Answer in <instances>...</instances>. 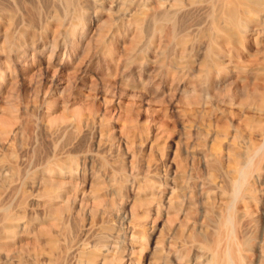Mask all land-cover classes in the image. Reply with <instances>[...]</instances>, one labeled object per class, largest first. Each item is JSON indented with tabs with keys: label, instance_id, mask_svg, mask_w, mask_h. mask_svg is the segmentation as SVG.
I'll return each mask as SVG.
<instances>
[{
	"label": "rangeland",
	"instance_id": "1",
	"mask_svg": "<svg viewBox=\"0 0 264 264\" xmlns=\"http://www.w3.org/2000/svg\"><path fill=\"white\" fill-rule=\"evenodd\" d=\"M150 2L148 8H143L146 9V16L141 18V25H138L137 30V24L134 26V17L138 14L137 10L139 11L138 7L136 8L137 0H131L132 6L126 7L131 9L127 10L128 13L123 12L125 17L120 15L122 12L119 13L121 0L107 1L100 9L88 8L83 12L82 20L74 15V8H9L8 11L2 10L0 13V70L7 74H16L12 80L0 82V130L8 129L13 134L15 132L14 136L11 133L9 136L0 133V183L3 179L2 184H5V187L0 184V189L3 190H0V208L10 207V214L17 215L19 202L24 201L27 196V202L33 199V203H30L33 204L32 207L40 205L28 208L26 220L37 219L28 226H31L30 228L26 227L27 230L23 233L22 228L17 226L14 228L16 231L13 229L14 234L7 233L8 244L0 255H5L6 258L2 256L0 264H48L50 257L52 264H60L57 261L58 253L67 241L66 235L70 228L74 232L82 223L86 227L92 225L94 228L90 229L94 230L93 234L104 226L107 217L112 218L108 223L113 222L121 228L122 221L119 220L124 216L129 219L131 211L142 217L148 228V250L142 255L144 264L153 263L152 250L156 243L162 248L159 251L162 258L160 264H193L194 261V264H206L205 259L212 253L217 254L218 243L223 245H220L223 250L218 248L219 255L225 249L226 231H217V213L225 215L232 201L233 182L238 170L248 160L252 170L248 179L249 186L244 189V194H247L244 195L242 191V198L239 196L241 199L239 198L237 203L238 212L244 211V220H238L236 237L240 242L237 244L239 250L246 257L245 264H256L259 258L257 243L264 234V73L258 72L264 69V13L253 17L263 22L262 24L248 22L247 29L243 30L245 37L249 36L246 37L245 52L238 53L231 45H228L231 49L224 45L225 52L213 56L218 64L222 65L218 68L223 69L218 71V68L212 65L207 69L210 57L206 54L208 39L205 34L208 35L211 31L210 9L191 8L193 12L191 9L180 10L179 15V12L174 14L178 16L177 19L172 20L163 14L169 8L161 10L157 0H152L151 4ZM203 9L207 11L203 12ZM160 11H163V15L160 14L163 17L159 15ZM192 13H195V16L198 13L200 20L196 17L194 19ZM202 13L208 14V17L204 14L202 16ZM186 15L190 16L185 19ZM9 16L15 17L12 19L15 22H12L10 27ZM41 19H44L43 22ZM189 19L193 22L197 20V24L194 22V25ZM175 25L176 37H179L177 39L182 40L181 35H186L184 33L187 32V43L184 47L175 44ZM188 25H192L191 29ZM68 29H75L76 34L81 36L77 47L70 43ZM33 35L35 37H32ZM257 35L258 43L255 46L250 40ZM22 39L26 45L33 42L34 49L30 47L31 50L25 57L26 61L31 62L32 55L36 52L32 72L23 67V63H20L11 51L13 45L20 43L19 40L24 42ZM55 43L58 46L52 55L51 46ZM43 45H46V48L41 50ZM65 51L73 57L63 59ZM49 54L53 61H62L63 66L48 69L46 63ZM65 54L67 58V53ZM203 59L205 63L202 62ZM188 60L190 63L186 64ZM69 158H72L71 161L77 159L74 161L77 164L76 176L69 174ZM125 175L129 181L125 179V182H119ZM6 177L11 178L10 181ZM141 178L144 181V178H150L151 184L147 185ZM47 179L52 180V183L56 181L54 184L59 188L56 207L61 212L60 215L63 214V222H68L59 228L55 227V222L44 220L46 214L49 215L48 208L46 209V204L42 206L44 199L37 200L42 199L37 196L44 190L43 181ZM139 185L142 187H138ZM152 185L155 188L153 190L150 188ZM153 191L157 195L153 198L155 200L150 199ZM161 192L159 198L158 194ZM22 193L27 196L23 197ZM169 194L171 198L179 200L181 205L184 204L181 211H178L181 208L176 206L168 210ZM242 195L246 197L243 198ZM250 195L255 196V199ZM35 196L37 198L34 199ZM65 204L70 208L65 207ZM85 205L86 210H82ZM91 208L97 209L93 211ZM252 212L255 214L252 215ZM90 216L95 218L91 219ZM90 219L93 221L88 223ZM0 221L1 226L3 222L1 219ZM13 223L18 224V221ZM118 223L121 225L118 226ZM179 224L184 229L183 238L177 235ZM62 226L67 227V231ZM174 230L177 231L176 234ZM97 234H100V231ZM47 235L53 238L55 236L58 240L56 245L58 244L60 249L57 246L54 248L56 250L49 249L51 247H48L47 242L50 238ZM94 235L85 242L89 248L88 252L97 256V264H106L113 257V252L106 251L113 250L111 240L114 241L116 236L108 240L107 244L111 242L110 244L96 246L102 247L98 249L95 247L97 241L93 239ZM140 236L138 233L134 235L136 239ZM119 237L114 242H123L122 236ZM242 241L244 243H241ZM234 247L235 245L232 246V255L237 260L236 263L240 264L238 251ZM103 253L106 255L103 256ZM180 253L185 260H181L182 263L178 258Z\"/></svg>",
	"mask_w": 264,
	"mask_h": 264
},
{
	"label": "bare ground",
	"instance_id": "2",
	"mask_svg": "<svg viewBox=\"0 0 264 264\" xmlns=\"http://www.w3.org/2000/svg\"><path fill=\"white\" fill-rule=\"evenodd\" d=\"M109 2V1H111V0H0V9H1V11H0V13L2 12V10H5V11H8L7 9H9V8H15L16 10H19L18 8H40L41 10L43 9V8H74V15L77 17V18H79L80 17V19L81 18H83L82 16H83V12L84 11H86L88 8H103V4L105 3V2ZM122 1V4H121V9H119V13L120 12H124V11H126L127 12V10L128 9H131V8H127L126 9V7H131L132 6V3H131V0H121ZM134 1V0H133ZM151 2H152V0H150ZM149 1V2H150ZM149 2L147 1V0H139V2H138V0H137V3H138V5L136 6V8L138 7V9H139V11L137 10V12H138V14L136 15L135 13V17H134V23H135V25L134 26H136V24H137V27H136V30H137V28H138V25L140 24L141 25V23H140V20H141V18L142 17H144V16H146V14H145V10L146 9H143V8H148V5H149ZM151 2H150V4H151ZM153 2H155V0H153ZM112 3V2H111ZM157 3L159 4V7L161 8V10H163L162 8H165V9H167V8H169L168 10H166V11H164V15L167 17V18H172V20L173 19H177V17L176 16H174V14H176V12H179L178 13V15L180 14V10H184V9H191V8H194V10H195V8H199V10H200V8H208V10L210 9V15H209V17H210V19H211V31H210V33L208 34V35H206L205 34V37L207 36V41H208V46H207V51H206V54H208V56L210 57L209 58V62H210V64L208 65L209 67H207L206 65H205V67H207V69H209L211 66L210 65H212V66H214V67H217L218 68V66H222V65H219L218 64V62L213 58V56L215 55V54H217V53H220V54H222V53H224L225 51H223L224 49L223 48H225V47H227V48H229V49H231L232 47H234V49H235V52H236V50H237V52L238 51H241V52H245V45H246V37H249V36H247L246 35V37H245V35H244V33H243V30L248 26L247 25V23L248 22H257V25H259L258 23H263V22H260V20H258L257 18V20L256 19H254L253 17L254 16H258V15H260L261 13H264V0H157ZM113 5V4H112ZM131 5V6H130ZM120 6V5H119ZM134 6V5H133ZM158 6V5H157ZM112 8V7H111ZM117 8V7H116ZM132 8H134V7H132ZM142 8V9H141ZM118 9V8H117ZM164 9V10H165ZM90 10V9H89ZM98 10V9H97ZM132 10H134V9H132ZM132 10H130V12L132 11ZM149 10V9H148ZM192 10V9H191ZM196 10H198V9H196ZM92 11V10H91ZM100 11V10H99ZM118 11V10H117ZM134 11H136V10H134ZM133 11V12H134ZM203 12L205 11L204 9L202 10ZM206 11H207V9H206ZM205 11V12H206ZM42 12V11H41ZM93 13L95 12V11H92ZM97 12V11H96ZM129 12V13H130ZM163 12V11H162ZM161 11H160V13H159V15L162 13ZM192 12H193V10H192ZM195 12V11H194ZM50 13V12H49ZM54 13V12H53ZM128 13V12H127ZM154 14H155V12H153ZM196 13V12H195ZM195 13L193 14L194 16H193V18L194 19H198V21L200 20L198 17H197V15H198V13H197V15L195 16ZM201 13V12H200ZM199 13V14H200ZM208 13V12H207ZM73 14V13H72ZM90 14V13H89ZM109 14H111L110 13V11H109ZM108 14V15H109ZM115 14V13H114ZM116 14H117V12H116ZM132 14V13H131ZM149 14V13H148ZM147 14V15H148ZM152 14V13H151ZM163 14H161V15H163ZM205 15V13H202L201 15L202 16H204ZM64 15H65V12H64ZM120 15H122V16H124L125 15V13H123V14H120ZM127 15V14H126ZM160 15V16H161ZM207 15V16H206ZM205 15V17L207 18L208 17V14H206ZM262 15V14H261ZM264 15V14H263ZM18 15L16 14V17H17ZM36 16V15H35ZM85 16V15H84ZM149 16H151L150 14H149ZM153 16V15H152ZM157 16V15H156ZM187 16H190V15H186L185 16V19L187 18ZM202 16H199V17H202ZM14 16H9V19H8V22H9V24H8V26L10 27L11 25H12V22H15V21H13L14 20V18H13ZM31 17V16H30ZM65 17V16H64ZM125 17V16H124ZM161 17H163V16H161ZM174 17V18H173ZM179 17H181V16H179ZM196 17V18H195ZM46 18V17H45ZM44 18V19H45ZM58 18V17H57ZM66 18V17H65ZM117 18V20H118V17H116ZM120 18H122L121 16H120ZM119 18V19H120ZM129 18V17H128ZM127 18V19H128ZM147 18V17H146ZM149 18V17H148ZM157 18V17H156ZM190 18H192V16L190 17ZM204 18V17H203ZM205 18V19H206ZM1 19H3V16H2V18ZM5 19V18H4ZM13 19V20H12ZM44 19H41L42 21L41 22H43V20ZM51 19V18H50ZM85 19V18H84ZM84 19H83V21H84ZM86 19H87V17H86ZM125 19V18H124ZM131 19V18H130ZM181 19H182V17H181ZM46 20V19H45ZM47 20H49V17H47ZM57 21H58V19H56ZM82 20V19H81ZM122 20H123V18H122ZM133 20V19H132ZM132 20H131V22H132ZM158 20V19H157ZM178 20H180L179 18H178ZM204 20V19H203ZM55 21V20H54ZM56 21V22H57ZM61 21H62V19H61ZM63 21H65V19H63ZM73 21V20H72ZM80 21V20H79ZM119 21V20H118ZM124 21V20H123ZM182 21V20H181ZM181 21H179V22H181ZM183 21H185V20H183ZM189 21H191V22H193L191 19H189ZM201 21H202V19H201ZM200 21V22H201ZM263 21H264V19H263ZM86 22V21H85ZM120 22V21H119ZM122 22V21H121ZM129 22H130V20H129ZM132 22V23H133ZM168 22H170V21H168ZM173 21H171V23H172ZM196 24H197V20H195L194 21ZM194 22H193V24H194ZM54 23V25H55V22H53ZM72 23H74V21L72 22ZM75 23H77V22H75ZM133 23V24H134ZM3 24V23H2ZM6 24V25H7ZM17 24V23H16ZM31 24H32V22H31ZM44 24H45V21H44ZM64 24V23H63ZM77 24H79V23H77ZM82 24H85V23H82ZM144 24V23H143ZM186 24V23H185ZM192 24V23H191ZM196 24H194V25H196ZM199 24V23H198ZM256 24V23H255ZM264 24V23H263ZM5 25V26H6ZM41 25H43V24H41ZM50 25V24H49ZM61 25V24H60ZM59 25V26H60ZM70 25V24H69ZM161 25V24H160ZM182 25H184V24H182ZM3 26V25H2ZM33 26V25H32ZM51 27H52V25H50ZM63 26V25H62ZM143 26V25H142ZM156 26V25H155ZM181 26V25H180ZM189 26V28L192 26H190V25H188ZM254 26V25H253ZM4 27V26H3ZM19 27V26H18ZM82 27H83V25H82ZM182 27V26H181ZM21 28V27H20ZM39 28H41L40 26H39ZM47 28H50V27H47ZM60 28H61V26H60ZM176 25H175V29H174V36H175V44L177 45V46H180V47H184L183 45H185V43H187L186 41V38H185V36L187 35V32L186 33H184V34H186V35H181L182 37V40L180 39H177V38H179V37H176L177 35V31H176ZM185 28V27H184ZM187 29H188V27H186ZM185 28V29H186ZM257 28V27H256ZM260 28H262V27H260ZM6 29H8V27L6 28ZM56 29V28H55ZM66 29V28H65ZM139 29H140V27H139ZM180 29V28H179ZM191 29V28H190ZM247 29V28H246ZM264 29V28H263ZM262 29V31H264ZM53 30V29H52ZM59 30V29H58ZM69 30V29H68ZM82 30H84V29H82ZM257 30H259V29H257ZM47 31V30H46ZM49 31V30H48ZM53 31H56V30H53ZM108 31H110V29L108 30ZM159 31V30H158ZM171 31H172V29H171ZM176 31V32H175ZM182 31V30H181ZM190 31V30H189ZM254 31H256V30H254ZM261 31V30H260ZM6 32V31H5ZM4 32V33H5ZM19 32H20V30H19ZM22 33H24L23 31H21ZM33 32V31H32ZM32 32L30 33V34H32ZM66 32V31H65ZM81 32V31H80ZM80 32L78 33V34H80ZM245 32H246V30H245ZM248 32V31H247ZM251 32V31H250ZM258 32V31H257ZM33 33H35L36 34V32L34 31ZM41 32H39V34H40ZM55 33V32H54ZM114 33V32H113ZM159 33V32H158ZM259 33V32H258ZM262 33V32H261ZM260 33V34H261ZM29 34V35H30ZM38 34V35H39ZM68 36H69V39H70V43L73 45V47H77L76 46V44L78 43V42H80L81 40H80V38H81V36L80 35H77L76 34V30L75 29H70L69 31H68ZM2 35V34H1ZM5 35V34H4ZM12 35V34H11ZM112 35V34H111ZM259 35V34H258ZM258 35L256 36V37H251V42L253 43V45H255L256 46V44L258 43ZM8 36H9V34L6 36V40H7V38H8ZM28 36V35H27ZM31 36V35H30ZM29 36V37H30ZM41 36H42V34H41ZM40 36V37H41ZM64 36V35H63ZM113 36H114V34H113ZM112 36V37H113ZM136 36V35H135ZM183 36H184V38H183ZM188 36V35H187ZM186 36V37H187ZM260 36V35H259ZM5 37V36H4ZM13 37V36H12ZM23 37V36H22ZM21 37V38H22ZM25 37H26V35H25ZM32 37H35L34 35L32 36ZM111 37V36H110ZM171 37V36H170ZM47 38V37H46ZM64 38H66L67 39V37H65L64 36ZM204 38V37H203ZM10 39H11V36H10ZM9 39V40H10ZM24 39V38H23ZM22 39V42L24 41ZM32 39H34V38H32ZM39 38H37V40H38ZM136 39H137V37H136ZM173 39V40H174ZM205 40H206V38H204ZM250 39V38H249ZM249 39L247 40V41H249ZM14 40V39H13ZM141 40V39H140ZM29 41V40H28ZM31 41V40H30ZM33 41V40H32ZM31 41V42H32ZM36 41V40H35ZM56 41V39H54V42ZM58 41V40H57ZM145 41V40H144ZM3 42H5V41H3ZM8 42V41H7ZM10 42H11V40H10ZM13 42V41H12ZM19 42L20 43H17V44H15V45H13V47H12V49H11V51L14 53V55H15V57H16V59H19V62L21 63H23L22 64V66L23 67H25V68H27V70L28 71H31V70H33L34 69V66H35V62H36V60L34 59V56H35V54H36V52L35 53H33V58H32V60H31V62L30 61H26V54L31 50V48H33L34 49V47H33V42L30 44V45H26V43H25V41L23 42V43H21V41L19 40ZM38 42V41H37ZM50 42V41H49ZM48 42V43H49ZM64 42V41H63ZM135 42V41H134ZM30 43V42H29ZM47 43V45H49ZM57 44L59 43V42H56ZM56 43L55 44H53V46H51V47H53L52 48V50H51V54L53 55V53H54V50L57 48V46H56ZM143 43V42H142ZM207 43V42H206ZM35 44V43H34ZM249 44V43H248ZM2 45V44H1ZM5 45V44H4ZM3 45V46H4ZM51 45H52V40H51ZM159 45V44H158ZM224 45H226L225 47H224ZM228 45H231V46H229L228 47ZM2 46V47H3ZM36 46V45H35ZM4 47H6L7 48V46H4ZM31 47V48H30ZM48 47V46H47ZM104 47H106V45L104 44ZM163 46H161V48H162ZM36 48V47H35ZM46 48V45H43L42 46V48H41V50H44ZM107 48V47H106ZM2 49V48H1ZM37 49V48H36ZM183 49V48H182ZM233 49V50H234ZM4 50V49H3ZM40 50V49H39ZM228 50V49H227ZM5 52H6V50H4ZM159 51V50H158ZM33 52H34V50H33ZM205 52V51H204ZM208 52V53H207ZM222 52V53H221ZM230 52V51H229ZM233 52V51H232ZM65 53H67V58H65ZM65 53L63 54V59H68V56L69 57H73V55L70 53H68V52H66L65 51ZM107 53V52H106ZM167 53V52H166ZM239 53V52H238ZM4 54V53H3ZM108 54V53H107ZM219 54V55H220ZM232 54V53H231ZM13 55V54H12ZM207 56V57H208ZM226 56V55H225ZM224 56V57H225ZM49 58H48V60H47V68L49 69H51V68H55V67H57V66H63V62L61 61V62H58V61H53L52 60V58H51V56H50V54H49V56H48ZM53 57V56H52ZM108 57V56H107ZM139 57V56H138ZM221 57V56H220ZM229 57V56H228ZM140 58V57H139ZM143 58V57H142ZM141 58V59H142ZM222 58H223V55H222ZM221 58V59H222ZM62 59V60H63ZM206 59V58H205ZM70 60V59H69ZM69 60H66V61H69ZM138 60V59H137ZM163 60V59H162ZM176 61V60H175ZM183 61V60H182ZM71 62V61H70ZM202 62H206V61H204V59H203V61ZM63 63V64H62ZM178 63V62H177ZM181 63H183V62H181ZM186 64L187 63H190L189 62V60L187 61V62H185ZM201 63V62H200ZM203 63V64H204ZM221 63V62H220ZM13 64V63H12ZM203 64H201V65H203ZM208 64V63H207ZM223 64V63H222ZM181 65V64H180ZM180 65H178V66H180ZM199 65V64H198ZM200 65V66H201ZM7 66V65H6ZM60 67H58V68H60ZM181 67V66H180ZM183 67V66H182ZM186 67V66H185ZM203 67V66H202ZM217 68H216V71H217ZM221 68V67H220ZM220 68H218V71H219V69ZM10 69V68H9ZM221 69H223V68H221ZM225 70V69H224ZM1 71V70H0ZM215 71V72H216ZM32 72V71H31ZM258 72H260V73H264V69H260V70H258ZM13 73V72H12ZM7 74V73H5V72H0V82H2V81H6V80H12V78H13V76L14 75H16L15 73H13V74ZM30 73V72H29ZM201 73V72H200ZM28 74V73H27ZM55 74V73H54ZM25 75H26V73H25ZM196 76V75H195ZM15 77V76H14ZM26 77V76H25ZM27 78V77H26ZM145 88V87H144ZM143 88V89H144ZM209 88V87H208ZM47 94V93H46ZM45 95V94H44ZM262 104H264V103H262ZM262 106H264V105H262ZM264 109V108H263ZM16 120H17V118H16ZM5 123H7V122H5ZM11 124H13V123H15V122H10ZM8 124V123H7ZM10 125V124H9ZM4 128V127H3ZM13 131V130H12ZM0 133H1V135L2 134H4V135H7V136H9L8 134H10L11 133V130H0ZM13 136L15 135V132H14V134L13 133H11ZM9 146H11V145H9ZM6 147H8V146H6ZM89 153V152H88ZM87 153V154H88ZM93 153V152H92ZM91 154V153H90ZM84 155V154H83ZM85 155H86V153H85ZM89 155V154H88ZM87 157V156H86ZM92 158V157H91ZM72 159V158H71ZM71 159L69 158L67 161H69V162H67L68 163V171H69V174H70V176H76V163H74V161L75 160H77V159H74V161H71ZM84 160V159H83ZM89 160H91V159H89ZM95 160V159H94ZM58 161V160H57ZM249 161V160H248ZM247 161V163L240 169V170H238L239 172L237 173V176H236V179L234 180V182H233V192L231 193V195H232V201H231V204H230V206L226 209V213H225V215H222V214H220V213H217V214H219L218 215V222L216 223L217 224V231L218 232H220L222 229H225V231H226V245H224L225 247V249H224V251H223V253L221 254V255H219L218 254V250L220 249V245H222V243H218L217 244V254H211L210 255V257L208 258V259H205V260H207L206 261V264H237L236 263V259L233 257V248H232V246H234L235 245V247H236V250L238 251V258H239V261H240V264H245V259H246V257L244 256V255H242L241 254V252H240V250H239V246L237 245L238 243H240L239 241H237V237H236V225H237V223H238V220H239V218H243V220H244V211H242L241 213L240 212H238V210H237V203H238V201H239V198L241 197V192L243 191V194H244V189H246V187L247 186H249L248 184H249V182H248V179H249V176H250V172H251V168H252V165H251V163H250V161L248 162ZM65 162V163H66ZM76 162V161H75ZM86 162V161H85ZM94 162V161H93ZM90 163H92L91 161H90ZM53 165V164H52ZM56 165V164H55ZM83 165V164H82ZM90 165V164H89ZM56 166H58V165H56ZM61 166V165H60ZM91 166V165H90ZM64 167V166H63ZM61 168V167H60ZM58 169V168H57ZM62 169V168H61ZM84 169H85V167H84ZM47 170V169H46ZM67 170V169H66ZM90 170V169H89ZM122 170V171H121ZM120 171L121 172H123V175H124V170H123V168L121 169ZM78 171V170H77ZM84 172V171H83ZM119 173L120 175H122V173ZM118 173H116V174H118ZM15 175V174H14ZM28 175V174H27ZM122 175V176H123ZM11 176V175H10ZM17 177H18V175H16ZM118 176V175H117ZM13 177V176H12ZM16 177V178H17ZM28 178H29V176H27ZM95 177V176H94ZM98 177V176H97ZM120 177V176H119ZM128 178V176L127 175H125V178L123 179V178H121V179H119V182L122 180V181H124L125 179H127ZM7 179L9 178V177H6ZM138 178V177H137ZM5 179V178H4ZM6 179V180H7ZM10 179L11 178H9V181H10ZM18 179V178H17ZM16 179V180H17ZM24 179V178H23ZM31 179V178H30ZM44 179H45V177H44ZM139 179V178H138ZM142 179V178H141ZM140 179V180H141ZM145 179V181L142 179V181H144V183L146 182V184L148 183V184H151V181H150V178H149V180H148V178H144ZM5 180V181H6ZM12 180L14 181L15 180V178H12ZM88 180V179H87ZM128 180V179H127ZM139 180V181H140ZM152 180H154L155 181V179H152ZM18 181V180H17ZM21 181V180H20ZM26 181V180H25ZM43 181V180H42ZM52 181V180H51ZM51 181H49L48 179L47 180H45V181H43L44 183H43V185H44V187H43V191L42 192H40L41 194L40 195H36L37 197H41L42 199L41 200H39V198H37L36 196L34 197V199L35 198H37V200L38 201H42L43 199H44V201H45V203L43 202V205L42 206H44L45 204V206H46V209L48 210L47 212H48V214L49 215H47L46 214V216H45V219L44 220H50V222H55V227H57V228H59L61 225H63V224H68V222H66V223H64L63 222V219H62V215L63 214H61L60 215V211L58 210V208L56 207L57 205H56V200L57 199H59V192H58V186L57 185H55L56 184V181H54L53 183L51 182ZM114 181V180H113ZM129 181V180H128ZM138 181V180H137ZM8 182V181H7ZM82 182H84V181H82ZM92 182V181H91ZM125 182V181H124ZM176 182V181H175ZM3 183V179H2V182L0 183L1 184V186L3 185L2 184ZM21 183H22V181H21ZM20 183V184H21ZM55 183V184H54ZM58 183V182H57ZM60 183V182H59ZM89 183V182H88ZM144 183H141L140 182V184H144ZM251 183V182H250ZM11 184H12V181H11ZM22 184H24V182L22 183ZM21 184V185H22ZM82 184V183H81ZM80 184V185H81ZM145 184V185H146ZM147 184V185H148ZM5 185V184H4ZM3 185V186H4ZM25 185V184H24ZM32 185V184H31ZM62 185V184H61ZM75 185V184H74ZM124 185V184H123ZM123 185H122V187H123ZM155 185V184H154ZM154 185H152V186H150V188L153 190V189H155L153 186ZM175 185V184H174ZM20 186V185H19ZM90 186V185H89ZM131 186V185H130ZM178 186V185H177ZM5 187V186H4ZM22 187V186H21ZM96 187V186H95ZM126 187V186H125ZM138 187H142L141 185H139ZM148 187V186H147ZM3 188V187H2ZM75 188H77V187H75ZM93 188V187H92ZM91 188V189H92ZM19 189H20V187H19ZM22 189H23V187H22ZM21 189V190H22ZM40 189V188H39ZM94 189V188H93ZM159 189H160V187H159ZM175 189V188H174ZM180 190H181V186H180V188H179ZM183 189H184V187H183ZM0 190H2V189H0ZM95 190V189H94ZM139 190V189H138ZM149 190V189H148ZM157 190V189H156ZM178 190V189H177ZM179 190V192H182V191H180ZM3 191V190H2ZM20 191V190H19ZM24 191V190H23ZM60 191V190H59ZM75 191V190H74ZM160 191H162V189H160ZM173 191H175V190H173ZM251 191V190H250ZM249 191V192H250ZM1 192V191H0ZM22 192V191H21ZM24 192H26V191H24ZM37 192H39V191H37ZM76 192V191H75ZM81 192H83V193H85L84 191H81ZM118 192H119V188H118ZM159 192V191H158ZM164 192V191H163ZM246 192H247V190H246ZM252 192V191H251ZM3 193H5V192H3ZM12 193V192H11ZM61 193V192H60ZM77 193V192H76ZM150 193V192H149ZM152 193V192H151ZM173 194H174V192H172ZM253 193H254V191H253ZM28 194V193H27ZM29 194H31V193H29ZM33 194V193H32ZM31 194V195H32ZM161 194H162V192L160 193V194H158L159 195V198H160V196H161ZM171 194V193H170ZM169 194V195H170ZM245 194H247V193H245ZM244 194V195H245ZM252 194V193H251ZM255 194V193H254ZM14 195V194H13ZM22 195H24L23 197H25V195H26V193H22ZM35 195V194H34ZM33 195V196H34ZM82 196H83V194H81ZM3 196V195H2ZM27 196V195H26ZM76 196H77V194H76ZM75 196V197H76ZM125 196H127V195H124V197ZM136 196V195H135ZM156 196L157 195H155V193H154V191H153V193H152V197L150 198V199H153V198H156ZM240 196V197H239ZM243 196V195H242ZM247 196H249V195H247ZM19 197V196H18ZM70 197H72V195L70 196ZM120 197L122 198L123 197V193H121L120 194ZM150 197V196H149ZM165 197V196H164ZM163 197V198H164ZM172 196L170 195L169 197H168V203H170V206H172V207H170L169 206V208L170 209H168V210H171V208H173V207H178V208H181L180 210L178 209V211H181L182 210V206L184 205L183 203V205H181L180 203H179V200L178 201H176V199L175 198H171ZM246 197V196H245ZM244 196H243V198H245ZM250 197H254V199H255V196H252V195H250ZM249 197V198H250ZM17 198V197H16ZM28 198V199H27ZM27 198L25 197V199H27L26 200V202H25V199L24 198H22V199H24V201H20V200H22V199H20L19 201L21 202H19V206H18V213H16L17 215H11L10 214V207H2V208H0V219L2 220V224H1V226H0V255H1V252L5 249V246L8 244V235H7V233L9 234V235H12V234H14L15 232H14V228H16L17 226V228H22V230H23V233L27 230V228L26 227H28L29 225H31L32 224V222L33 221H36L37 219L35 218V220H33V219H29V220H26V214H27V211H28V208H29V206H31L32 207V205L30 204V203H33V202H31L32 200H30L29 202H27L28 200H29V197L27 196ZM30 198H32V197H30ZM65 198V197H64ZM158 198V197H157ZM242 198V197H241ZM240 198V199H241ZM68 199H70V198H68ZM124 198H122V200H123ZM254 199H253V201H254ZM74 200H75V198H74ZM78 200V199H77ZM153 200H155V199H153ZM67 201V200H66ZM65 201V202H66ZM82 201L84 202V198L82 199ZM81 201V202H82ZM119 201L121 202V200L119 199ZM128 201V200H127ZM137 201V200H136ZM135 200H134V202H136ZM252 201V202H253ZM133 202V201H132ZM241 202V201H240ZM30 205H29V204ZM40 203V202H39ZM69 203V202H68ZM127 203V202H126ZM136 203H138V202H136ZM135 203V204H136ZM159 203V202H158ZM157 203V204H158ZM36 204V203H35ZM34 204V205H35ZM82 204V203H81ZM81 204L79 205V206H81ZM133 204V203H132ZM229 204V203H228ZM241 204V203H240ZM39 205V204H38ZM38 205H35L34 207H32V208H35L36 206H38ZM66 206L65 207H67V206H69V205H67V204H65ZM113 205V204H112ZM121 205V204H120ZM134 205V204H133ZM188 205V204H187ZM78 206V207H79ZM86 206V205H85ZM84 206V208H82V210L84 209V210H86V208H87V206L85 207ZM157 206H159V205H157ZM31 207H30V209H31ZM39 207H40V205H39ZM135 207V206H134ZM160 207V206H159ZM186 207V206H185ZM43 208H45V207H43ZM68 209L70 208V207H67ZM67 208H65V209H67ZM125 208V207H124ZM157 208V207H156ZM187 208V207H186ZM190 208V207H189ZM61 209V208H60ZM79 209V208H78ZM90 209V208H89ZM92 209V208H91ZM93 209H94V207H93ZM92 209V210H93ZM97 208H95V210H96ZM132 209H133V207H132ZM222 209V208H221ZM224 209V208H223ZM252 209V208H251ZM254 209V208H253ZM34 210V209H33ZM95 210H93V211H95ZM115 210V209H114ZM134 210V209H133ZM158 210V209H157ZM173 210V209H172ZM187 210H189V209H187ZM225 210V209H224ZM250 210V209H249ZM248 210V211H249ZM73 211V210H72ZM80 211V210H79ZM91 211V210H90ZM135 211V210H134ZM159 211V210H158ZM157 211V212H158ZM184 211V210H183ZM186 211V210H185ZM255 211V210H254ZM32 212V211H31ZM34 212V211H33ZM44 212H45V209H44ZM65 212V211H64ZM67 212V211H66ZM82 212V211H81ZM88 212H89V210H88ZM118 212H120V210L118 211ZM132 212V215H130L129 216V219L126 217V216H124V217H122L121 215V219L119 220V221H122V223L121 222H119V221H116V222H119V223H121L120 225H121V228L120 227H117L116 226V224L115 223H113L112 222V224L111 223H108V222H110L111 220H112V218H109V219H111L110 221H108L109 219H108V217H107V219H106V221L105 220H103V221H105L106 223V225L104 224V226L102 225V227L100 228V230L98 229V231L96 232L95 231V233H93V234H95L94 236V238L93 239H95L97 242L95 243V247L96 246H98V247H100L103 243L104 244H107V242H109L108 240L111 238H114L115 236V240L117 239V238H120L119 236H122V239H123V242H121V243H117V242H114L113 240H111L112 242H113V244L111 243V245H113V250H111V251H109V249H108V251H106V252H113V255L112 254H110V255H112L113 257H112V260L111 261H108L107 263L108 264H144V258H143V254L145 253V252H147V247L148 246H146V244L148 243L147 241H146V233H147V231H148V228H147V224L145 223L146 221H143V218L141 217H139V215H137L135 212L133 213V211H131ZM188 212V211H187ZM216 212V211H215ZM250 212V211H249ZM96 212H94V214H95ZM113 213V212H112ZM112 213H109L110 215L112 214ZM180 213V212H179ZM178 213V214H179ZM45 214V213H44ZM92 214V213H91ZM90 214V215H91ZM131 214V213H130ZM157 214V213H156ZM185 214H187L186 212H185ZM252 215L253 214H255V213H251ZM250 214V215H251ZM34 215V214H33ZM70 215V214H69ZM78 215V214H77ZM89 215V214H88ZM123 215V214H122ZM184 215V214H183ZM188 215V214H187ZM251 215V216H252ZM35 216V215H34ZM44 216V215H43ZM74 216V215H73ZM76 216V215H75ZM107 216H108V214H107ZM69 217V216H68ZM91 217V216H90ZM110 217V216H109ZM113 217V216H112ZM117 217V216H116ZM43 218L44 217H42V220H43ZM65 218H66V216H65ZM64 218V219H65ZM72 218V217H71ZM93 218H95V217H93ZM92 217H91V219H93ZM67 219V218H66ZM90 219V221H88V223L89 222H92L93 220H91ZM116 219V218H115ZM117 219H118V217H117ZM245 219L247 220L248 218L247 217H245ZM43 220V221H44ZM242 220V219H241ZM242 220V221H243ZM17 222L18 221V224L17 223H13V222ZM68 221H70V220H68ZM108 221V222H107ZM1 222V221H0ZM49 222V223H50ZM115 222V221H114ZM187 222V221H186ZM190 221H188V223H189ZM43 223V222H42ZM74 223V222H73ZM72 223V224H73ZM119 223H118V226H120L119 225ZM188 223H185V224H188ZM240 223V222H239ZM242 223V222H241ZM37 224V223H36ZM52 224V225H53ZM66 224V225H67ZM75 224H76V222H75ZM85 224V223H84ZM93 224V223H92ZM183 224H184V222H183ZM193 224V223H192ZM53 225V226H54ZM94 225V224H93ZM247 225V224H246ZM65 226V225H64ZM77 226V225H76ZM95 226V225H94ZM183 226V225H182ZM191 226V225H190ZM193 226H194V224H193ZM31 227V226H30ZM30 227H28V228H30ZM63 227V226H62ZM71 227V226H70ZM73 227H74V225H73ZM77 227H80V228H74L75 229V231L73 232L72 230H71V228L68 230V235H66V236H68L67 237V241L66 240H63V241H66V243H64L63 245V247L61 248V250H59V253H58V258H57V261L58 262H60V264L62 263V264H72V263H74V264H97V256L94 254V253H90V251L88 252V250H89V248H87V246H86V244H85V242H87V240L89 241V238L90 239H92V236H93V234H92V232L94 231H92L91 229H93L92 228V225H90V227H91V229H90V227H86V226H84L83 225V223H82V226L81 225H78ZM175 227H177V226H175ZM179 229L177 230V231H173L175 234H176V232L178 233L177 235L180 237V238H183L182 236H184V229H183V227L181 228V224H179ZM240 227H241V225H240ZM42 228V227H41ZM66 229L67 227H63V229ZM178 228V227H177ZM191 228H194V227H192L191 226ZM216 228V227H215ZM238 228V227H237ZM242 228V227H241ZM245 228V227H244ZM14 229V230H13ZM40 229V228H39ZM176 229V228H175ZM240 229V228H239ZM247 229H248V227H247ZM38 230V229H37ZM186 230V229H185ZM240 230H242V229H240ZM16 231V230H15ZM33 231V230H32ZM39 231V230H38ZM41 231V230H40ZM66 231H67V229H66ZM100 231V234H97L98 232ZM131 231V232H130ZM239 231V230H238ZM37 232V231H36ZM150 232V231H149ZM241 232V231H240ZM246 232V231H245ZM27 233V232H26ZM39 233V232H38ZM50 233V235H53V234H51V232H49ZM49 233H47V234H49ZM136 233H138V234H140L141 236H140V238L138 239H136L135 237H134V235H136ZM242 233H243V231H242ZM241 233V234H242ZM33 234V233H32ZM42 234H44V233H42ZM41 234V235H42ZM92 234V235H91ZM97 234V235H96ZM17 235V234H16ZM21 235H22V233H21ZM24 235H26V234H24ZM37 235V234H36ZM35 235V236H36ZM91 235V236H90ZM176 235V236H177ZM243 235V234H242ZM262 235V234H261ZM47 236H49V235H47ZM90 236V237H89ZM46 237V236H45ZM179 237H177V238H179ZM262 237V236H261ZM49 238L50 239H48V241L49 242H47L48 243V247H51V248H49V249H54V248H56V246L58 245H56V240L57 239H55V236H54V238L51 236H49ZM186 238V237H185ZM122 239H120L121 241H122ZM10 240V239H9ZM13 240V239H12ZM94 240V241H95ZM126 240H128L127 242V244H126ZM58 241V240H57ZM12 242V241H11ZM92 243H94V242H92ZM110 243H108V244H110ZM160 243V242H159ZM163 243V242H162ZM241 243H244L243 241L241 242ZM246 243V242H245ZM87 244H89V243H87ZM107 244V245H108ZM185 244H187V243H185ZM185 244H183V245H185ZM225 244V243H224ZM90 245H92V244H90ZM89 245V246H90ZM110 245V246H111ZM160 244H155V246H153V250H152V255L154 256V258L152 259V261H153V263L151 262V260L149 259V262H151L150 264H160L159 263V261H160V259H162V258H160V252L159 251H161V246H159ZM161 245H163V244H161ZM182 245V246H183ZM191 245V244H190ZM243 245V244H242ZM92 246H94V244L92 245ZM104 246V245H103ZM181 246V247H182ZM241 246V245H240ZM60 247V246H59ZM58 246H57V248L58 249H60ZM98 247H96V248H98ZM136 247H138L137 249L138 250H136ZM185 247V246H184ZM183 247V248H184ZM190 247V246H189ZM188 247V248H189ZM207 247H209L208 245H207ZM222 247H223V245H222ZM234 247V248H235ZM102 248V247H101ZM101 248H98V249H101ZM186 248V247H185ZM191 248V247H190ZM193 248V247H192ZM205 248V247H204ZM219 248V249H218ZM94 249V247H92V250ZM97 249V250H98ZM103 249H105V248H103ZM106 249V250H107ZM205 249H207V248H205ZM209 249V248H208ZM257 249H258V252H259V258L257 259V262H256V264H264V234H263V237L260 239L259 238V241H258V243H257ZM54 250H56V249H54ZM91 250V249H90ZM220 250H223V249H220ZM241 250H242V248H241ZM251 250V249H250ZM100 251V250H99ZM186 250H184V252H185ZM101 252V251H100ZM105 252V251H104ZM150 252V251H149ZM162 252H163V250H162ZM161 252V253H162ZM180 252V251H179ZM244 253V252H243ZM104 254L105 253H103V256H104ZM109 254V253H108ZM107 254V255H108ZM177 254H179V253H177ZM176 254V256H178ZM181 255H179L180 257H178L179 259V261L181 262V260L182 261H185L184 260V258L182 257L183 255H182V253H180ZM245 254V253H244ZM99 256L100 255H102V254H98ZM106 255V254H105ZM2 256H5V255H2ZM1 256V257H2ZM102 256V257H103ZM151 256V255H150ZM162 256V255H161ZM175 256V255H174ZM0 257V258H1ZM106 257V256H105ZM188 257V256H187ZM186 257V258H187ZM236 257V256H235ZM6 258V256L4 257V259ZM149 258V257H148ZM147 258V259H148ZM150 258H152V256L150 257ZM2 259V258H1ZM1 259H0V262H1ZM3 259V260H4ZM104 259H106V258H104ZM168 259V258H167ZM172 259V258H171ZM176 259V258H175ZM3 260H2V262H3ZM7 260V259H6ZM55 260V259H54ZM187 260H188V258H187ZM52 258L50 257V260H49V263L48 264H52ZM56 261V262H57ZM103 261V260H102ZM107 261V260H106ZM166 261V260H165ZM165 261H163V262H165ZM175 262H176V260H174ZM178 261V262H179ZM9 261L7 260L6 261V263H8ZM55 262V261H54ZM53 262V263H54ZM57 262V263H58ZM104 262H105V260H104ZM103 262V263H104ZM148 262V263H149ZM195 262V261H194ZM194 262H193V264H194ZM247 262V261H246ZM106 263V264H107ZM182 263V262H181ZM186 263V262H185ZM190 263V262H189ZM2 264V263H1ZM19 264V263H18ZM102 264V263H101ZM167 264V263H166ZM178 264V263H177ZM187 264V263H186ZM196 264V263H195ZM198 264H202V263H198ZM205 264V263H204ZM246 264H248V263H246Z\"/></svg>",
	"mask_w": 264,
	"mask_h": 264
}]
</instances>
